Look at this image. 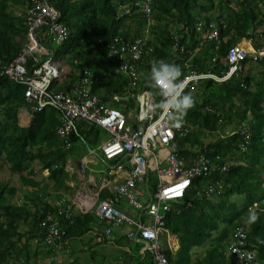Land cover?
I'll return each instance as SVG.
<instances>
[{"label":"trees","instance_id":"obj_1","mask_svg":"<svg viewBox=\"0 0 264 264\" xmlns=\"http://www.w3.org/2000/svg\"><path fill=\"white\" fill-rule=\"evenodd\" d=\"M48 1L60 12V20L69 30L63 42L52 44L54 55L63 57L74 70L67 80L73 82L82 66L88 67L93 93L105 100L114 93L122 94L128 80L113 71L114 62L106 57V47L115 35L132 38L141 34L143 18L136 11L134 0ZM26 3L31 2L0 0V66L8 65L21 50L26 32ZM125 5L130 13H124ZM152 16L155 24L137 67L140 89L153 92L160 103L159 90L148 82L154 59L178 65L182 71L179 79L192 70L221 74L227 69L224 56L229 46L249 37L260 48L253 31L259 23H264V0H153ZM211 19L219 24V36L207 41L195 31V25L199 20ZM202 28L204 33L206 28ZM250 28L252 32L246 33ZM174 34L178 35L183 51L173 50ZM251 59L242 61L243 71L225 81L199 79L183 90L194 98L195 104L182 119L186 133H176L177 152L185 158L203 152L214 165L207 174L194 178L185 197L170 203V209L165 211L166 231L159 241L172 264H236L235 256L228 252L236 226L246 230L248 248L264 264V57L257 61L260 67L257 75L245 68ZM66 84L58 85L57 90H64ZM51 86L56 87L54 83ZM24 88L1 75L0 168L5 167L16 175L19 185L10 180L0 182V264H39L40 261L62 264L61 255L72 254V241L93 239V233L104 236L110 225L107 220H99L93 210L83 212L71 204L73 185L69 177L76 175V169H70L67 164L72 145L80 139L84 143H98L99 128L76 126L63 139L56 133L58 113L51 107L32 113L28 126H19L17 110L26 104ZM115 105L127 113L134 102ZM226 127L232 128L229 134L224 132ZM205 134L217 138L205 143ZM244 138L249 143L242 150L239 144ZM66 142L72 144L69 149ZM227 162L231 163L228 170L220 172L217 166ZM151 173L146 182L154 190L156 180ZM217 182L220 187L214 194H197L206 183ZM18 192L19 200L13 201ZM59 200L67 212L57 209L55 201ZM249 209L258 215L254 223L247 220ZM47 214L54 215L52 223L57 234L53 236L50 225H41ZM167 231L177 238L178 248L174 251L167 246ZM86 234L90 237L86 238ZM49 236L51 239L47 241ZM111 236L119 246L112 261L153 264L149 253L139 259L136 252L140 244L121 235L119 227H113ZM106 238L95 237L97 241L93 239V242L107 241ZM205 243L204 253L193 257V249Z\"/></svg>","mask_w":264,"mask_h":264},{"label":"built area","instance_id":"obj_2","mask_svg":"<svg viewBox=\"0 0 264 264\" xmlns=\"http://www.w3.org/2000/svg\"><path fill=\"white\" fill-rule=\"evenodd\" d=\"M29 1L31 3H27L25 10V41L18 55L8 65L0 66V77L5 75L8 80L25 86L24 97L31 110L40 109L44 105L58 109L60 124L56 133L61 138L67 139L75 124L80 122L94 124L108 133V138L98 146V157L105 166L97 178L100 186L94 191L76 194L77 197L80 195L86 210L75 208L83 212L93 210L99 220H107L110 225L106 227L104 236H98L100 239L109 237L113 227L118 226L121 235L125 234L128 239L140 244L139 253H151L153 264H172L163 254L159 241L164 224L163 212L170 209V203L183 199L194 178L207 174L212 169V160L203 152L192 158L180 156L175 136L176 133L184 135L186 130L182 125L174 127L167 114L156 107L159 104L157 95L147 90L136 92L140 81L137 65L145 48L141 36L113 37L106 55L114 61V71L124 74L128 79L124 94L115 93L110 100L120 102L133 97L138 107V119L144 121L143 124L133 127L127 123L122 111L108 106L98 95L92 94V81L87 68H83L78 81L69 91H48L49 81L61 75V64L52 56L45 57L48 51L40 36L41 29L47 28V34L57 41L63 40L68 30L58 21L59 12L47 0ZM152 2L153 0H136L134 3L146 28L154 23ZM216 37L217 30L213 29L208 38ZM176 48L177 43L174 44V49ZM248 54V49L243 45L229 46L225 56L228 68L224 73L217 75L192 70L179 80L182 82V90L195 79L211 78L217 82L228 79L242 69L241 61ZM262 54L259 51L257 56ZM248 143L249 140L244 138L239 146L245 150ZM65 145L69 148L70 142ZM158 146L160 148L157 151ZM90 161L91 159H83L84 165ZM230 164L227 162L217 167L220 172H225ZM150 171L155 174L154 190L149 189L146 182ZM90 179L92 180L91 177ZM217 187H220L218 182L207 183L201 192L209 195L216 192ZM103 191L104 198H100ZM201 192L198 194L201 195ZM71 204L74 205L72 200ZM55 205L59 212L68 211L60 200L55 201ZM132 213L136 216L132 217ZM53 217L54 215L47 214L41 222L43 226L44 223L50 225L51 236L57 234L55 223H52ZM51 236L47 241H50ZM246 238V230L242 226H236L228 248L235 256L236 264H262L257 260L255 252L247 247ZM38 263L44 264L41 261Z\"/></svg>","mask_w":264,"mask_h":264},{"label":"clouds","instance_id":"obj_3","mask_svg":"<svg viewBox=\"0 0 264 264\" xmlns=\"http://www.w3.org/2000/svg\"><path fill=\"white\" fill-rule=\"evenodd\" d=\"M48 1V0H47ZM136 0L132 1L133 4L135 3ZM48 3L53 7L55 8L49 1ZM153 3V2H152ZM26 7H27V3H26ZM235 8H237L235 6ZM56 9V8H55ZM26 10V8H25ZM57 10V9H56ZM58 11V10H57ZM136 11H137V8H136ZM59 12V11H58ZM124 13H130V9H129V6L125 5L124 6ZM139 13V12H138ZM208 16H212L211 14H207ZM153 17V16H152ZM60 23H62L64 26H66L67 30H68V27L67 25L62 22L60 20V12H59V20H58ZM223 21H221L220 23H222ZM264 24V23H263ZM263 24H259L253 31V34H259L261 35V31H259V27L262 26ZM205 26L206 28V31L203 33L202 31V27ZM224 26V25H223ZM143 27H145L144 25V20H143ZM213 29H216L217 30V37L216 38H211L209 39L208 36L209 34L213 31ZM43 30V31H42ZM195 31L199 34V36L201 38H203L204 36L206 37V40L207 41H212V40H216L219 36V24H217L215 22V20L211 19L210 21H204V20H199L196 25H195ZM233 32V31H232ZM252 32V28H250L246 33H250ZM69 35V30H68V34L67 36ZM40 36L41 38L43 39L44 41V45H45V48L46 50L48 51V53L45 55V57L47 56H52L55 60H59L61 59V61H63V63L66 65V62L64 61V58L63 57H60V59L58 57H56L54 55V52L52 51V44L54 43H61L64 41V39L67 37H65L63 40L61 41H57L55 39H53L52 36L48 35L47 34V28L43 27L41 29V33H40ZM115 36H118V35H115ZM113 36V37H115ZM25 37H26V32H25ZM113 37L110 39L109 43L107 44V47H106V52L108 50V46L111 42V40L113 39ZM178 35L177 34H174V43L172 45V48L173 50H177L179 49V51H183V46H180L178 41ZM244 39V38H243ZM226 40V38H225ZM25 41V39H24ZM245 41L247 42L245 45V42L243 40L241 41H238V42H235L234 44L232 45H243L245 48L248 49L249 51V54L242 60L244 61L245 59L251 57L253 58V60H260L262 59V57H264V46H260V48H254L253 46V41H255V39L252 40V38H249V37H245ZM24 43V42H23ZM177 43V48L174 49V44ZM50 45H51V48H50ZM23 46V44H22ZM182 48V50L180 49ZM145 49V48H144ZM259 51H262L263 54L262 56L258 57L257 56V53ZM227 52V51H226ZM144 54V53H143ZM226 56V54H225ZM224 56V57H225ZM107 57V55H106ZM108 58V57H107ZM109 59V58H108ZM111 60V59H110ZM60 61V64H61V75L59 78H53L49 81V84H48V91L50 92H67L69 91V89L78 81L79 77L81 76L82 72H83V68H87V67H83L81 68V71L77 72V75H79L73 82H69L67 80V74H64L63 75V69H62V62ZM113 61V60H112ZM141 61V60H140ZM139 61V62H140ZM242 61H241V65H242V69L239 71V72H242L243 71V64H242ZM114 62V61H113ZM32 64V63H31ZM225 64L228 68V65L225 61ZM36 65L39 66V63H37ZM68 66V65H67ZM70 67V66H69ZM114 67H115V63H114ZM114 67H113V71H114ZM71 68V67H70ZM245 68L247 69V65H245ZM88 69V68H87ZM138 69V67H137ZM227 70V69H226ZM225 70V71H226ZM139 71V70H138ZM225 71H223L222 73H224ZM246 71V70H244ZM115 72V71H114ZM197 72V71H195ZM209 72V71H208ZM238 72V73H239ZM115 73H119V72H115ZM140 73V72H139ZM197 73H207V72H197ZM213 73V72H211ZM221 73V74H222ZM237 73V74H238ZM119 74H122V73H119ZM216 74V73H214ZM124 75V74H122ZM182 75V71L180 69V67L178 65H175V64H171V63H168L164 60H153L151 62V67H150V74L148 76V82H149V86L152 87V88H155L157 90H159V94L160 96L163 98L160 103L158 105H156L157 108H159L160 110H162L163 113H166L167 114V118L169 119L170 122L173 123L174 127L176 128H179L181 127V123H182V119H183V116L186 115L187 111L189 109H191L194 104H195V100L194 98L190 95V94H184L183 93V90L192 82H194L195 80H199V79H195V80H192L188 83L187 86H185V88L182 90V82H179V78L181 77ZM217 75H220V74H217ZM232 75H236V74H232ZM231 75V76H232ZM125 76V75H124ZM230 76V77H231ZM126 77V76H125ZM229 77V78H230ZM127 78V77H126ZM228 78V79H229ZM140 79H141V75H140ZM182 79V78H181ZM206 79V78H204ZM211 79V78H210ZM67 80V81H66ZM128 80V79H127ZM213 80V79H212ZM227 80V79H226ZM215 81V80H214ZM225 81V80H224ZM13 82V81H12ZM63 82H67L66 84V88L64 90H57V86L61 85ZM217 82V81H216ZM222 82V81H221ZM52 83H54V85L56 87H52ZM128 84V83H127ZM139 85H140V82H139ZM92 86V84H91ZM127 87V86H126ZM126 89V88H125ZM141 90H146V89H140V86H139V89L136 90L137 93H140ZM24 91H25V88H24ZM149 91V90H147ZM90 92L92 94H96L98 95L99 97L103 98L100 94H97V93H93L90 89ZM125 92V90H124ZM124 92L122 94H124ZM151 92V91H149ZM153 93V92H151ZM115 94V93H114ZM117 94V93H116ZM154 94V93H153ZM113 95V94H112ZM111 95V96H112ZM111 96L108 97L107 100H110ZM25 98V97H24ZM127 100H133L134 102V105L137 107V104L135 103V100L133 99V97H129ZM122 101H126V100H122ZM120 101V102H122ZM26 102V100H25ZM25 106L27 107L28 109V112H29V115H30V119H31V116H32V113H35L37 111H40L41 109L45 108V107H51L53 109H55L58 113V119H59V123L58 125L60 124V112L58 109H56L55 107L51 106V105H44L43 107H41L40 109H36V110H31L30 108V105L26 102ZM138 109V107H137ZM57 125V127H58ZM90 125H94V124H88V123H83V122H80V123H77L75 124L74 126V129H76L75 127L77 126H81V127H85V128H88ZM95 127H98L99 129H102L100 128L99 126H96L94 125ZM56 127V129H57ZM73 129V130H74ZM72 130V131H73ZM70 136V135H69ZM71 147V143H70V146L69 148ZM68 148V149H69ZM86 157H83L82 159L79 160V162L82 163V165H84L83 163V159H85ZM89 158V157H88ZM78 162V163H79ZM70 163V159L68 160V164H67V167H70V168H73L71 167V165H69ZM76 169H78V164L76 165L75 167ZM73 170V169H72ZM258 219V215L255 211H253L252 209H249L248 213H247V220L249 223H254L256 220Z\"/></svg>","mask_w":264,"mask_h":264},{"label":"rangeland","instance_id":"obj_4","mask_svg":"<svg viewBox=\"0 0 264 264\" xmlns=\"http://www.w3.org/2000/svg\"><path fill=\"white\" fill-rule=\"evenodd\" d=\"M261 23H259V24H261ZM154 24H155V21H154ZM154 24H151L147 28L143 27L141 29V34L145 35V36H141L144 39L145 44H146V41L150 37L149 35H150L151 29H152L151 27ZM263 25L258 28L259 31H261L262 34L261 35L255 34L256 40L260 44V46L264 45V26ZM242 40L245 42V45H247L246 44L247 42L245 41V38L242 39ZM255 44H256L255 41H253V46L256 49L257 47L255 46ZM58 58L60 59V57H58ZM60 61H61V59H60ZM248 61L249 62L246 64L247 67H248L247 70L249 69L250 71H252L253 73L256 74L259 71V69H260V67L258 65V62L256 60H253V59L248 60ZM61 62H62V65H63L62 66L63 75L67 74V76L69 77L71 72H74V70L69 67L70 64L68 65L66 63V65H65L63 63V61H61ZM257 78H259V75L257 76ZM136 114H137V111H136ZM231 130H232L231 127H226L224 129V132H225V134H229L231 132ZM107 134L108 133L105 132L103 129H99L98 130V139H99L98 143L93 144L90 141L88 143H84L85 141L83 142V140L80 139L78 142L74 143L73 145L71 144L73 151H72V153L70 154V156L68 158V159L71 160L69 165H71V167H73V169H74L76 167L75 163L78 160L82 159L83 157H89V159H91L90 156L96 157V158H93L88 164L91 167V171L89 172V175L91 177H94V178L97 179L99 174L101 172H103V170L105 168L104 165L101 164L97 160L98 159V155L100 154L98 146H99V143L101 141H105L108 138ZM219 134L222 135V132L221 133L219 132ZM84 137H85V135H84ZM216 138H217L216 135L205 134V137L203 138V140H204L205 143H208L210 141L215 140ZM159 148H160V146H158L156 150L158 151ZM90 152H94V153H90ZM68 171L72 172L71 170H68ZM70 174H72V173H70ZM76 174H81V173L78 172ZM151 174H152V177L155 178L154 173H151ZM42 175H44V171H42ZM78 177H79V175H78ZM69 179L73 180L74 183L78 182V178H77L76 175H74V177L71 175V177H69ZM7 180H10L11 183L12 182L14 184L16 183L17 186L19 185L17 176L10 174L5 167H1L0 168V182L7 181ZM71 183H72V181H70V184ZM73 187H76V189L74 190V188H73V191H72V195H73L72 203L75 205V207H77V208H79L81 210L82 209L86 210V206L83 204V202H81L80 195L78 197L75 196L77 194L76 192H77V189H78V185L73 186ZM72 195H70V198H71ZM20 196H21V193L18 192V193H16V195L13 197L12 200L13 201H18ZM215 198H216V196H213V199H215ZM16 199H18V200H16ZM86 212L90 213V211H86ZM115 230H117V229H115ZM93 235H95L94 238H93L94 240H96L97 236H99V234H95V233H93ZM168 236H169V238L167 239V244L169 243V246L171 245L170 247H173L172 244L176 245L175 236L167 234V237ZM85 237L88 238V237H90V235L86 234ZM95 237H96V239H95ZM93 239L91 238L89 240H87V239L84 240V238H83V240L72 241L71 242L72 254L68 255L69 252L65 253V254H62L61 255L62 258L60 260V261H62V264H122L121 260L118 261L119 263H117L115 261H112V259H113L112 257H113V254H115V251H119L118 249H116L119 246H117V244L115 243L113 236H110L107 241H101L100 243L96 242L97 241L96 240L95 241L96 244H94ZM85 242H86V244H85ZM133 242L137 243L135 241H133ZM92 243L94 245H92ZM206 247H207V243H205L202 247L193 249V251H194L193 257H196V256L199 257L200 255H202L204 253ZM127 249L130 252L129 248H127ZM139 249H140V247H139ZM139 249L136 252V254L139 257V259L141 260L145 256V254L144 253H139ZM147 253H149L151 255L150 252H147ZM65 255L67 257H65ZM151 258H152V255H151ZM56 264H59V263H56Z\"/></svg>","mask_w":264,"mask_h":264},{"label":"crops","instance_id":"obj_5","mask_svg":"<svg viewBox=\"0 0 264 264\" xmlns=\"http://www.w3.org/2000/svg\"><path fill=\"white\" fill-rule=\"evenodd\" d=\"M139 36H145V35L140 34ZM128 38H131V37H128ZM126 101H130V100H126ZM114 105H115V103H114ZM136 111H137V107L134 105L132 108H130L127 111V113H125V112H123V113L128 117V121L131 124L136 125V123H137V126H139L141 124L137 120ZM17 121H18V125L19 126H22V127L28 126V124L30 123V115H29V112H28V109H27L26 106H23V107L18 108V110H17ZM90 158L92 160L93 158H96V157L90 156ZM85 159L90 160L88 157H86ZM98 161L100 162V160H98ZM70 162H71V160H70ZM78 162H79V160L75 163V165H77ZM100 163L102 164V162H100ZM84 166H85V170L84 171H80V169L78 168V172L81 173V174H76V176L78 178V182L77 183H74L73 180H72V183H71V185H73V186L78 185V189H77V192H76L77 194L78 193L80 194V193H83V192H88V191H94L97 187L100 186V183L98 181H97V185L96 186L94 184L89 183V181H91V179H90L91 176L89 175V172L91 171L90 170L91 167L89 166L88 163L86 165H84ZM78 175H79V177H78ZM91 178L93 180V177H91ZM206 184L204 186H206ZM73 188H74V190L76 189V187H73ZM101 194H104V191L101 192ZM203 195H205V194H203ZM132 216H136V214H133L132 213ZM165 231H166V229L164 231H162V233H164ZM162 233H161V235H162ZM167 234L168 235L175 236L174 234H172V233H170L168 231H167ZM104 238L105 237H103L102 239H104ZM168 238H169V236L167 237V239ZM97 239H100V238L98 237ZM107 239H108V237L106 238V240ZM175 239H176V245L172 244L173 247H170L171 245L169 246V243L167 244V246L169 247V249H171L173 251L178 248V241H177L176 236H175ZM131 241H133V240H131ZM147 252L148 251H144L143 253L146 254ZM228 252H229V250H228Z\"/></svg>","mask_w":264,"mask_h":264},{"label":"bare ground","instance_id":"obj_6","mask_svg":"<svg viewBox=\"0 0 264 264\" xmlns=\"http://www.w3.org/2000/svg\"><path fill=\"white\" fill-rule=\"evenodd\" d=\"M92 81V80H91ZM101 98V97H100ZM101 100L104 102V103H106L108 106H110V107H113V108H116V109H118V110H120V108H118L116 105H114V103H118V102H114V101H111V100H105V99H103V98H101ZM120 111H122V110H120ZM123 112V111H122ZM137 120H138V122L140 123V124H143V122L144 121H139V119H138V116H139V112H138V109H137ZM126 116V115H125ZM126 119H127V123H130L129 121H128V117L126 116ZM131 124V123H130ZM133 125V124H132ZM137 126V123H136V125H133V127H136ZM92 153H94V152H92ZM98 160H100L99 159V157H98ZM101 162V161H100ZM214 165V164H213ZM84 166V165H83ZM84 170H85V166H84ZM90 170H91V168H90ZM201 176V175H200ZM89 183H91V184H94L95 186L97 185V180H96V178H94L93 177V180H91V181H89ZM191 185H192V183H191ZM203 187H205V186H202V188ZM99 187H97L96 189H98ZM201 188V189H202ZM95 189V190H96ZM201 189L199 190V191H197V194L198 193H200L201 192ZM215 193V192H214ZM214 193H211V194H209V196L210 195H212V194H214ZM79 194V193H78ZM203 193L201 192V195H202ZM186 195V194H185ZM185 195H184V197H185ZM199 195V194H198ZM183 197V198H184ZM164 213V219H165V211L163 212ZM131 216H132V214H131ZM132 217H135V216H132ZM164 223H165V220H164ZM115 227H118V226H115ZM119 230H120V228H119ZM165 230V226H164V224H163V230L162 231H164ZM162 231L160 232V234H159V237H160V235H161V233H162ZM139 234L137 233V236H138ZM246 245H247V238H246ZM248 247V246H247ZM250 249V248H249ZM163 252V251H162ZM164 254V253H163Z\"/></svg>","mask_w":264,"mask_h":264},{"label":"water","instance_id":"obj_7","mask_svg":"<svg viewBox=\"0 0 264 264\" xmlns=\"http://www.w3.org/2000/svg\"><path fill=\"white\" fill-rule=\"evenodd\" d=\"M78 167H79L80 171H84V166L82 165L81 162L78 163Z\"/></svg>","mask_w":264,"mask_h":264}]
</instances>
